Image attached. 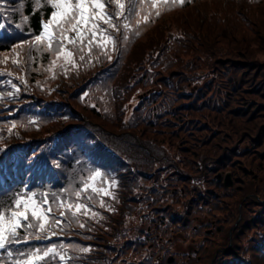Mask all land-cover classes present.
Masks as SVG:
<instances>
[{"label":"trees","instance_id":"obj_1","mask_svg":"<svg viewBox=\"0 0 264 264\" xmlns=\"http://www.w3.org/2000/svg\"><path fill=\"white\" fill-rule=\"evenodd\" d=\"M122 2L115 49L84 28L46 51L24 42L55 9L0 0V212L31 192L53 209L49 238L19 229L0 264H264V0Z\"/></svg>","mask_w":264,"mask_h":264},{"label":"snow or ice","instance_id":"obj_2","mask_svg":"<svg viewBox=\"0 0 264 264\" xmlns=\"http://www.w3.org/2000/svg\"><path fill=\"white\" fill-rule=\"evenodd\" d=\"M37 7L40 6V0H36ZM115 3L117 6V11L115 12L116 16L123 17L125 11V4L122 0H44L45 4H50L51 8L55 9V11L50 12V19L43 24V32L35 35L34 41H25L31 48H37L39 46H45L46 51L53 50V39L62 40L67 38V33L69 31L75 32L77 36L82 41L84 39V28L87 29V32L91 33L93 39L97 36V34H101L103 40H106L109 44L112 45L113 49H115V38L112 34L108 33V29H112L114 32L120 31V26L114 23V15L106 11L107 7L111 3ZM185 0H151L150 7L156 8L155 16H160L162 14L161 9L163 10H171L172 7H175L177 4L183 5ZM151 13L144 14L140 19H137L135 22L137 24L140 23H148L150 22ZM107 27H101L100 23ZM81 26H84L83 28ZM125 28L128 27V24L124 25ZM5 28L4 24H0V30ZM53 28L58 29L57 33L53 32ZM137 35L139 31L137 30ZM69 43L75 44L76 41L73 39H69ZM92 41L89 40V45H91ZM104 47L103 44L100 45ZM24 44H18L16 48L23 49ZM16 48H13V52H16ZM82 51V49H81ZM55 55L61 54V45L58 43L55 50ZM19 56V53H16ZM64 55L66 58H71L72 53L70 51L65 52ZM107 55V53H105ZM82 60L83 56L80 57ZM7 58H5L6 62ZM13 63L19 64L17 59H13ZM11 95V93H9ZM12 127H16V125H12ZM102 173L99 171L94 172V174L90 177L91 180H95L97 177H101ZM89 187L88 184L85 185V190ZM94 192L103 191L105 195L108 192L105 189H97L93 187ZM38 194L35 192H31L29 195L21 194L19 198L15 200V207L7 210L10 212V215L6 214V212H0V249H4L7 245L19 242L17 239L20 236V232L18 231L21 228L27 229H36L37 233H29V235H35L36 239L47 238L48 221L50 219L49 214L52 213L53 209L49 206L47 209L44 208V205L49 204L47 199V194H43L44 199L42 201H38L36 196ZM77 197L80 196V193H75ZM92 197L90 196L89 199ZM63 205V202L57 205L60 208ZM103 206V205H101ZM68 209L71 210L73 205L68 204ZM85 209L86 212L89 210L87 205L85 204H76L75 209L76 212H79L80 209ZM61 216L65 215L63 211H61ZM75 215V212L73 213ZM30 217L34 218L37 223L33 224L30 222ZM60 221L53 220L51 227H56ZM83 227V225H80ZM39 233H43L41 236ZM53 235L56 233L53 232ZM86 251L87 249H82ZM39 252V250H37ZM49 253H56L55 248H50L43 252V256L39 257L43 259L44 257L49 256ZM33 256L36 254L33 253ZM18 264H32L31 260L18 262Z\"/></svg>","mask_w":264,"mask_h":264},{"label":"water","instance_id":"obj_3","mask_svg":"<svg viewBox=\"0 0 264 264\" xmlns=\"http://www.w3.org/2000/svg\"><path fill=\"white\" fill-rule=\"evenodd\" d=\"M215 175L218 179H223V182L226 186H233L234 185L232 172L230 170L225 171V173L218 171ZM208 230H210V229H208ZM168 260L172 261L173 255H169Z\"/></svg>","mask_w":264,"mask_h":264},{"label":"rangeland","instance_id":"obj_4","mask_svg":"<svg viewBox=\"0 0 264 264\" xmlns=\"http://www.w3.org/2000/svg\"><path fill=\"white\" fill-rule=\"evenodd\" d=\"M200 218V217H198ZM192 245L191 244H187V245H181L180 247H184L185 249H189Z\"/></svg>","mask_w":264,"mask_h":264}]
</instances>
